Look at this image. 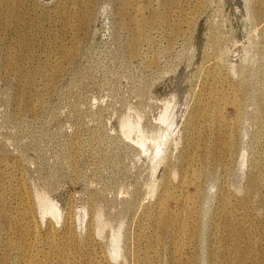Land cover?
Listing matches in <instances>:
<instances>
[{
	"label": "rangeland",
	"instance_id": "374dc122",
	"mask_svg": "<svg viewBox=\"0 0 264 264\" xmlns=\"http://www.w3.org/2000/svg\"><path fill=\"white\" fill-rule=\"evenodd\" d=\"M65 1L72 5L70 0H18L12 19L0 0V186L12 222V228L0 226L4 264H25L15 240L24 232L20 224L25 219L38 229L35 258L45 261L49 252L54 264L63 258L71 264H136L137 250L153 264H228L229 255L218 261L214 253L222 187L236 196L232 215L255 229L253 255L238 264H264V210L259 205L264 200V135L259 134L264 115L256 113L254 104L257 100L264 111V6L254 16L258 0H175L174 6L171 0H139L140 11L132 0H92L88 6L77 0L78 9L87 7V21L83 25L75 14L64 28L60 11ZM121 7L138 18L158 19L155 29L146 23L134 49ZM17 52L26 55L27 66H43L23 96L18 89L28 76L2 64L5 55ZM55 62L62 72L50 86ZM213 63L243 79L250 97L243 103L229 167L212 169L204 179L197 236L189 246L182 244L177 255L171 238L159 232L148 243L157 229L149 214L170 170L176 172L171 174L175 183L189 139L187 117L204 69ZM174 97L177 115L165 127L161 116ZM125 117L139 119L150 137L167 131L155 170L148 157L151 144L141 149L134 131L122 134ZM251 175L260 186L256 197L248 199L244 194ZM36 194L59 203L58 221L39 215ZM96 213L104 222L99 229ZM68 214L73 217L70 238L58 233L48 239V228L60 232ZM115 230L120 234L117 258L110 254Z\"/></svg>",
	"mask_w": 264,
	"mask_h": 264
},
{
	"label": "bare ground",
	"instance_id": "6f19581e",
	"mask_svg": "<svg viewBox=\"0 0 264 264\" xmlns=\"http://www.w3.org/2000/svg\"><path fill=\"white\" fill-rule=\"evenodd\" d=\"M70 1L72 5L68 6L67 4L69 2L65 1L60 11L62 26L64 28L70 26V19L75 14L81 16L82 24L85 25L87 21V7L83 11L75 6L77 0ZM85 1L88 6L92 0ZM132 1L137 11H140V1ZM1 3L7 8L10 18L15 19L19 7L18 0H1ZM171 4L174 6L176 4L175 0H171ZM263 6L264 1L258 0L257 4H254L252 14L258 16L262 12ZM134 14L127 11L125 7L120 8V18L124 19V23L131 30L132 39L130 45L132 49L142 42L146 23L149 24L148 26L151 29H155L158 26V19L155 17L151 16L148 19H142L136 17ZM21 40L24 43H28L29 38L23 36ZM25 58L26 55L24 53L17 52L14 55H5L2 60V64L7 69L16 70L19 76L26 75L29 78L28 82L19 87L18 95L20 96L28 93V88L25 85L29 84L34 75L43 73L42 64L38 66H27L25 64ZM64 58L68 62L71 58V53L69 51L66 52ZM55 63V67L52 68V76L47 83L50 86L52 85L53 79L62 72V67L57 62ZM217 78H219V81H217ZM249 97L250 93L243 79H234L228 72L218 70L215 63L205 67L201 87L196 93L195 106H193L187 117L189 139L185 148V154L181 158L178 166L179 173L174 183L171 176H174L176 173L175 170L168 172L170 173L168 177L169 182L162 183L157 198L152 205L151 214H149V218L156 222L157 229L155 228V234L149 236L147 239L148 243L154 241L159 232L161 235L171 238L174 254L177 255L181 253L180 249L182 244L187 246L192 244L194 238H196L195 236H197L195 231L196 218L204 200V179L212 169L214 170L220 167L227 169L229 167V160L232 157L236 140L241 132L240 122L244 115L243 103ZM177 104L178 102L174 97L166 106L161 116V121L165 124V127L166 125L174 123L178 111L176 108ZM254 104L256 113L264 115L262 104L257 100ZM128 117L122 118L124 119V121L121 119L122 123L120 121L122 134L128 137L134 131V137L137 140L135 141L140 145L141 149L151 144L148 157L153 165L159 163L163 159V153L161 152L164 148L162 147L166 143V140H168L167 131L163 130V128V131L161 130L162 132L158 130L161 133L156 131L158 134L150 137L139 127V119L136 123L135 119V122L130 121L133 119L131 117H129L131 118L130 120H127L129 119ZM259 134L264 135V129ZM148 140L149 142L146 143ZM155 168L156 166L154 170ZM250 179L244 194L248 199L256 197L260 186L259 181L254 176L251 175ZM1 188L0 186V226L2 224H8L12 228L11 218L6 209L7 198ZM235 198L236 196L230 193L228 188L222 187L221 201L218 208L219 220L215 223V226H217L214 237L215 246H217L214 251L216 255L215 260L223 261V256L229 255L226 261L228 264H238L244 258L252 256L255 243V229L252 231L246 227L247 223L243 218L232 215L231 203ZM36 204L39 209V215L42 218L48 214L55 222L59 220L62 207L58 202L51 201L47 196H42L41 194L36 196ZM259 205L264 210V200ZM76 216L81 218L83 211L78 212ZM99 216V213H96V220L98 221L97 229L104 223L102 220H99L101 219ZM72 219L73 217L68 214L60 232L56 231L55 227L51 225L46 233L47 238L49 239L50 236L60 233L63 237L69 239L71 236ZM100 221L102 222L99 224ZM20 226L22 227L20 230L24 232L21 236L16 237L15 240H19L18 244L24 250L23 259L25 264H54L52 258L49 261V252L47 253L45 261L43 259L39 260L40 258L36 259L32 253L36 248L39 233L38 229L31 224L30 219H25ZM142 235L143 230H140L138 237ZM110 237L112 242L110 254L113 258H117L119 255L118 246L120 234L115 230ZM5 260V255L1 254L0 264H4ZM134 260L136 264H153L151 261H147L138 250L134 252ZM253 260L254 258L251 261ZM55 264L71 263L64 261L63 258L60 263Z\"/></svg>",
	"mask_w": 264,
	"mask_h": 264
}]
</instances>
